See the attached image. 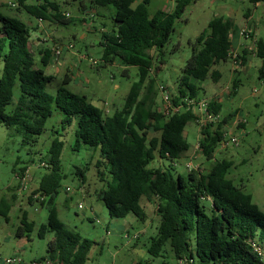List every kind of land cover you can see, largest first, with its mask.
Masks as SVG:
<instances>
[{
  "label": "trees",
  "instance_id": "obj_1",
  "mask_svg": "<svg viewBox=\"0 0 264 264\" xmlns=\"http://www.w3.org/2000/svg\"><path fill=\"white\" fill-rule=\"evenodd\" d=\"M151 0H92L97 7L113 6V29L104 32L101 61L104 65L116 61L125 67L137 66L139 79L131 85L123 107L111 114L88 101L85 95L60 86L55 94L48 92L47 85L53 75L37 63L30 48V33L34 29L32 18L54 23L70 24L73 17L63 11L55 0H17L18 9L24 10L27 20L0 12V57L3 69L0 74V122L13 126L23 136V144H35L52 116L54 105L64 113L65 129L77 121L73 149L83 145L99 151L95 167L104 186L101 196L109 214L125 218L134 214L142 221L147 214L140 201L145 197L155 200L160 215L158 234L152 239L148 251L160 256L169 243L177 259H193L194 264H264L252 249L251 240H264V213L250 193L228 177L233 160H215L206 173L199 169L186 174L177 170V159L187 152L191 144L185 135L189 122L197 121L192 110H182L166 115L158 106L159 88L152 74L157 53L168 42L175 29L176 20L194 0H175L171 10L159 9L149 13ZM257 4L264 0H250ZM245 13L249 16V11ZM232 18L216 15L194 40H190L192 54L187 60L172 94L176 105L186 97H200L196 81L211 77L219 81L220 71L213 69L221 61L230 60L234 49L231 30ZM153 51V52H152ZM41 62L49 63L50 50H42ZM40 52V53H41ZM254 53L262 61L259 75L264 77V37H258ZM156 55V56H155ZM243 66L247 61L242 56ZM127 68L124 73L126 74ZM127 75V74H126ZM69 75L65 81H69ZM238 81H235L237 89ZM19 86L17 100L14 91ZM14 103L13 109L6 107ZM222 102L213 99L210 111L219 113ZM230 112L222 120L206 124L201 129L200 153L207 160L214 157L224 135V124L235 117ZM243 125V123H241ZM150 132L159 135L148 139ZM64 141L55 137L48 151V172L33 193L45 197L42 204L51 201L62 187L64 173L61 156ZM159 156L168 162L164 167H152ZM174 161V162H173ZM25 167L21 169L22 173ZM50 169V170H49ZM86 169L77 173L86 181ZM21 174V172L19 173ZM16 195L13 197L15 198ZM211 199L208 208L203 201ZM34 201L33 197L29 198ZM11 204L3 198L0 214L9 218ZM210 211V212H208ZM17 236L22 237L33 229L24 214ZM52 232L47 252L52 264H86L94 241L70 229L58 216L56 207L49 210L48 221L39 229V236ZM136 264H146L143 260Z\"/></svg>",
  "mask_w": 264,
  "mask_h": 264
},
{
  "label": "rangeland",
  "instance_id": "obj_2",
  "mask_svg": "<svg viewBox=\"0 0 264 264\" xmlns=\"http://www.w3.org/2000/svg\"><path fill=\"white\" fill-rule=\"evenodd\" d=\"M55 1L73 17V22L62 24L32 18L34 29L30 33L29 42L39 66L53 75L47 85L48 92L55 94L60 86H64L74 93L85 95L88 101L104 110L105 114L120 110L131 85L139 79V68L125 67L120 62L104 65L101 61L104 32L110 33L114 27V7L97 8L92 0ZM220 1H226L237 10L234 13L237 23L250 18L256 29V36L264 37V2L254 4L250 0ZM217 2L219 0H194L176 20L168 42L157 51L161 53L164 62L159 57L154 61L152 74L156 76V86L163 83L168 86L170 93L177 92L182 70L192 54L190 40H194L207 28L211 18L220 15ZM174 4L175 0H151L148 4L149 13L153 15L159 9L171 10ZM82 6L85 11H82ZM248 9L249 16L245 14ZM0 12L28 19L24 10L18 9L17 0H0ZM90 14L94 16L89 18ZM1 25L0 22V27ZM251 25L252 23L249 27L253 28ZM248 40L251 48L252 42ZM67 44H73L74 47L68 49L64 46ZM46 46L53 53L56 46H63L61 58L55 56L57 67L42 64L38 49ZM92 60H97L98 63L93 64ZM260 66L261 59L256 56L250 59L248 57L242 70H235L232 60L221 61L214 66L222 73L219 81L216 82L211 77L196 81L200 87V97L213 99L220 96L222 118L233 111L237 114L224 124L227 142L218 144L211 160L205 159L200 150L196 149L201 137L199 124L189 122L185 127V135L191 147L176 160V167L178 172L186 174L189 171L187 162L192 157L196 169L206 173L215 160H233L228 177L250 193L264 213V77L259 75ZM126 68L127 75L124 73ZM2 69L0 57V74ZM67 75L69 81H65ZM235 80L238 81V87L234 91ZM14 93L13 101L17 100L19 86H16ZM157 102L162 109L164 101L161 93ZM13 106L12 102L6 107V111L12 110ZM63 118L64 113L54 105L44 132L38 136L35 144L28 145L23 144V136L13 126L0 122V202L6 198L11 204L8 219L0 214V264H52L47 248L53 233L47 232L44 237L38 234L40 227L48 221L51 206L56 207L60 220L66 226L94 241L86 264H136L140 260L146 264H179L169 243L164 246L160 256H153L148 251L152 239L158 234L160 223L155 200L148 201L143 197L140 201L148 221H142L132 213L125 218L110 216L101 196L104 182L100 180L95 167L100 158L99 151L85 145L79 150L73 149L77 121L74 120L64 129ZM240 119L245 120L243 125ZM159 134L150 132L148 139ZM55 137L64 141L61 156L64 173L62 187L54 200H47L45 204L31 201L29 198L34 195L41 177L48 172L41 159L49 158L48 151ZM232 137L238 139L237 144L228 142ZM166 165L168 162L159 156L151 164L152 167ZM23 167L26 169L22 173ZM78 168H88L85 182L77 173ZM23 177L25 178L22 179ZM67 186L71 187V191H66ZM14 193L17 194L15 198ZM210 201L208 198L203 203L210 208ZM79 203L83 205L82 208H79ZM24 214L27 221L34 225L31 232L19 237L16 232L22 224ZM7 259H12L13 262L7 263Z\"/></svg>",
  "mask_w": 264,
  "mask_h": 264
},
{
  "label": "built area",
  "instance_id": "obj_3",
  "mask_svg": "<svg viewBox=\"0 0 264 264\" xmlns=\"http://www.w3.org/2000/svg\"><path fill=\"white\" fill-rule=\"evenodd\" d=\"M93 16H94V14H90L89 18H91ZM41 21H43V20H41ZM240 36L244 37L246 39L251 38L253 41L254 48H255V43H256L257 37H255L256 35H254V32H253L252 28L249 27V24H247L244 28H242L240 30ZM64 46H67L68 49H71L74 47L73 44H67ZM55 48H54L53 54L57 58H61L63 51H64L63 46H56ZM241 56H242V54L239 53L235 49L230 51V60H232L235 70H242L244 67L243 66V60H242ZM92 61H93V64L98 63L97 60H92ZM158 88H159V93H161L163 101H164V106L162 108V111L166 115H170V114H173L176 112H180L182 110H192L198 116L196 122L199 124L200 131L206 124L218 122V121L223 119L221 117L220 112L214 113L213 111H210V109H209L211 100L216 99L219 101L220 96H218V98H213V99H208V98H204V97H186V98L182 99V102H180L178 105H176L172 99L173 98L172 93H170V90H169L167 85L160 83ZM227 88H226V90H227ZM235 120L237 121V119H235ZM238 122H240V121H238ZM242 122H245V120L242 119L241 123ZM225 137H226V132L224 131L223 139L221 142H227V141H225ZM228 142L237 144L238 139L236 137H232ZM196 149L201 150L200 142H198V144L196 145ZM190 158L191 159L187 162V167L189 168V170L196 169V166L194 165V162L192 161V157H190ZM42 164L47 167V163L45 161L42 162ZM24 178L25 177H23L22 179H24ZM65 189H66V191H71V187H69V186H67ZM35 194H37V195H35ZM34 195L33 196L31 195V196L33 197L35 202L39 201L40 203H42L43 200L45 199V197L39 193H34ZM78 206H79V208L83 207V205L81 203H79ZM250 244L252 246L253 251L259 257H261V259L264 260V241L261 240L259 237H255L253 240H251ZM6 262L12 263L13 260L7 259ZM178 263L179 264H194V260L188 259L186 257H182V258L178 259Z\"/></svg>",
  "mask_w": 264,
  "mask_h": 264
},
{
  "label": "crops",
  "instance_id": "obj_4",
  "mask_svg": "<svg viewBox=\"0 0 264 264\" xmlns=\"http://www.w3.org/2000/svg\"><path fill=\"white\" fill-rule=\"evenodd\" d=\"M83 8H82V11H85V7L84 6H82ZM217 8H218V10H219V12H220V15H225V16H227V17H230V18H232V20L234 21V27L232 28V30H231V38H232V41L235 43V47H234V49L235 50H237L239 53H241L242 55L243 54H245L246 55V58H247V61H248V57H249V59H250V57H255L256 55H255V53H254V45H253V41H252V39L251 38H244V37H241L240 36V30L242 29V28H244L247 24H249V26H250V24L252 23V27L254 26L253 25V21L252 20H250V18H248L247 17V20L246 21H240L239 23H237V21H235V19H234V13L237 11V10H235L234 8H232V7H230L229 5H228V3L226 2V1H220L219 0V2H217ZM240 24V25H239ZM252 30H253V32H254V35H256V29H255V27H253L252 28ZM255 37H257V36H255ZM258 38V37H257ZM248 39H250V41L252 42L251 43V48H250V46H248V43H249V40ZM46 49H49L50 50V57H49V63H48V67H54V66H56L57 67V63H58V61H55L56 59H55V55L54 54H52L53 52L51 51V49L49 48V47H41V48H39L38 49V51L39 52H41L42 50L44 51V50H46ZM44 55V53H40V56H43ZM257 57V56H256ZM61 61L59 60V63H60ZM117 62V61H116ZM115 62V63H116ZM38 63V62H37ZM261 63H262V61H261ZM39 64V63H38ZM59 67V66H58ZM213 69H216V70H218L217 68H213ZM46 71V70H45ZM219 71V70H218ZM47 73V72H46ZM220 73H221V71H220ZM48 74H51V73H48ZM221 76H222V73H221ZM220 79H221V77H220ZM219 79V80H220ZM236 81V80H235ZM14 191V190H13ZM15 194V193H14ZM15 195H17V194H15ZM148 221V220H147Z\"/></svg>",
  "mask_w": 264,
  "mask_h": 264
}]
</instances>
